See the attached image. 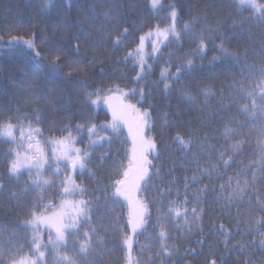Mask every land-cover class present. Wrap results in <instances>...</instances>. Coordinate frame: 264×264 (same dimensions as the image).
<instances>
[{
	"label": "trees",
	"instance_id": "obj_1",
	"mask_svg": "<svg viewBox=\"0 0 264 264\" xmlns=\"http://www.w3.org/2000/svg\"><path fill=\"white\" fill-rule=\"evenodd\" d=\"M161 2L165 10L156 13L150 11L148 0H52L50 7H46L43 0H0V123H5L8 117L34 118L38 109L41 116L40 124H36L34 119L32 121L21 119L19 122L13 119L12 123H19L22 127H28L31 123L33 128L41 129L44 139L59 138L61 135L59 129L68 124L74 128L75 125L86 124L88 121L97 125L111 121L101 103L99 106L92 107L85 104L83 88H87L88 91L101 89L102 95H107L109 88L119 85L125 92H129L127 102L135 104L140 97L131 99V89L143 87L145 92L151 95L145 97L146 103L137 106L148 108L149 104L151 105L149 111L152 113L153 130L147 135L154 137L159 145V159L153 162L160 169V176L153 177L152 186L140 198L144 199L146 196L149 201L163 200L165 203L169 201L180 203L185 196V177H188L189 212L195 204L194 197L197 195L201 196L204 208L200 222V227L204 230L203 236L198 234L195 225L191 227V232L187 228L177 232L175 227L169 225V231L173 236V240L169 243H176L179 252L163 264H208L214 258L219 264L221 256L224 257V264H244L243 257L237 251L225 252L223 237L215 234V228H219L221 223L226 228H230L233 233L237 230L236 208L232 207L230 211H224L222 202L217 203L216 197L220 191L219 185L225 183L229 176H234L235 173L246 169L254 160L257 163L252 166L259 169L258 130L262 122L261 117L258 116L253 121L248 114L241 113L239 109L243 104L251 103V101L248 100L246 92L235 95L234 89L229 85L235 82L237 89L240 84L246 88H254L253 80L256 83L260 82L259 72L264 66V24L257 20V13L238 8L234 0H161ZM257 2L264 4V0H257ZM170 4H175L179 10L178 27H182L183 21L189 20L192 15L206 13L207 22L214 28L219 23V32L205 34L208 39L203 58L189 56L188 58L194 61L193 71L184 75L180 83L169 81L173 90L165 94L164 85L160 82L161 70L168 66L169 53L172 52L176 53L171 60L172 73H175L177 64L184 63V57L198 47V43L190 37L185 36L180 46L173 44L168 48H162L163 58L148 61L151 65L150 74L139 84L135 81L138 69L133 68V62L117 63V61L123 60L128 49L135 48L139 35L158 24L164 27L169 23L166 17ZM111 17L120 18L121 29L123 27L129 29L127 43L117 50H113L111 43L96 49L90 44L83 43L82 33L99 36L100 30L107 31L110 27ZM199 27L197 26V31ZM218 35L226 37L223 46L229 52L237 53L238 58L226 56L219 51L222 41ZM14 36L23 40H34L35 48L40 51L41 57H36L34 51L28 49L22 42L10 43ZM76 37H81L82 43L78 53L73 51ZM56 48H63L64 51L58 53ZM146 51L151 52L150 45ZM58 54L67 63L60 64L59 68H53L52 62ZM77 57L88 62L87 75L83 72L69 73V65ZM214 57L216 62H213ZM100 68H104V75L99 73ZM246 77H252L253 80L245 79ZM32 80L38 82L36 89H31L25 84ZM205 85L212 88L216 94L208 98L210 106L202 110L201 106L205 102V97L196 96V92L198 88ZM182 87L189 88L195 97L194 103L181 97L179 89ZM37 91L46 94L45 98L41 99L39 95H35ZM221 92L224 94L223 107H221ZM256 95L257 104H259V89L256 90ZM165 112L169 114L170 120L174 118V122L168 127H162V116ZM226 127L237 131L236 140L245 141L239 149L240 154L233 157L234 162L222 179L213 177L209 180L207 176H204L201 182L192 183L190 178L198 168L196 160L193 159L194 154L199 160V167H207L209 164H215L219 153L224 152L230 143L235 142L225 140ZM50 129L54 130L50 131ZM194 129L199 132V135L193 138L194 140L201 141L205 135L209 137L205 147L201 148L197 144L190 150L181 149L175 142V137L180 135L187 139ZM73 135L83 139V142L77 145L78 147H87L89 143L87 127L82 133L74 132ZM101 135L112 136L111 133L103 132ZM24 143L26 145L27 141L25 140ZM130 147L129 138L121 127V133L118 136H112L111 146L105 143L103 148L88 149L93 154L92 163L88 165V168L95 175L90 176L88 172L83 175L79 172L73 174L76 183L86 188L89 193L83 198L90 201L95 208L90 221L78 225L80 235L69 237V247L71 249L74 243L76 251L70 250L68 255L76 259L77 264H89V262L90 264H124L119 234L106 230L109 229L107 223L109 210L115 208L121 215L123 223L126 224L128 207L122 200L120 205H113L112 190L109 188L106 193H102L100 189L111 182L112 162L121 160L124 163L127 162L125 156L129 153ZM14 148L16 145L0 140V183L5 186L0 189V247L11 248L13 251L22 247L23 251L19 253V257H30L28 244L31 243L32 233L29 229H25L23 224L30 218L32 205L40 193L28 188L31 181L26 168L21 169L22 174L18 177L9 174L8 160L11 157L7 153ZM17 150L24 151V149ZM106 150L110 151V159L101 165L99 157ZM63 178L61 176V179ZM170 183L172 184L171 195L166 194L161 197L158 189L166 190ZM56 185L55 188L43 194L48 197L44 200L45 204H59L61 191L59 181ZM205 185L207 189L201 195L199 190ZM13 193L18 199L12 198ZM250 194L254 197L251 208L245 204L241 209L240 228L244 235L236 236L231 241L232 244L240 239L245 241L253 239L252 236L247 235L248 229L244 219L249 211L253 217L258 215L255 198L264 200V184H257ZM244 199L247 201L248 197L245 196ZM159 206V204L149 205L151 224L156 223ZM181 224L183 225V221ZM90 228L97 229L100 236H94L96 243L93 245V251L88 254H78L79 244L83 242L81 237L85 232H89ZM158 231L159 229L150 227L144 236L135 238L133 257L139 261V264H146L149 258L155 259L157 264H162L160 258L155 256L159 248V243L155 239ZM252 231L254 232L255 229ZM89 235L93 236V233L89 232ZM41 237L47 244L48 231L42 229ZM25 240L27 243H15ZM198 240L203 243H197ZM209 246L215 255L210 252ZM141 248H151V251H141ZM189 249H196L198 254L195 257L185 256L184 253ZM80 255H84V258L81 259ZM249 255H252L254 259L260 258L258 252ZM56 256L57 253L49 247L45 252V264H56Z\"/></svg>",
	"mask_w": 264,
	"mask_h": 264
},
{
	"label": "snow or ice",
	"instance_id": "obj_2",
	"mask_svg": "<svg viewBox=\"0 0 264 264\" xmlns=\"http://www.w3.org/2000/svg\"><path fill=\"white\" fill-rule=\"evenodd\" d=\"M46 7H50L52 0H43ZM150 11L159 13L164 11V5L161 0H148ZM236 6L240 9H248L253 13H257V20L264 24V4L258 3L257 0H234ZM180 13L175 4H170L167 10L166 19L169 23L161 27L159 24L149 29L147 32L139 35L138 43L135 48H130L126 51L123 60L120 62H133V68L138 69L135 76V81L139 84L147 75L150 74L151 65L149 60H157L163 58L162 48H168L173 44L177 46L181 45V41L185 36L190 37L194 42L198 43V47L191 53L184 57V63L177 64L175 67V73L171 72V60L176 56L175 52L169 53V64L166 68L161 70V83H163V92L165 94L171 92L173 83H180L181 78L190 74L193 71L194 61L188 58L189 56H197L203 58V54L206 51V33L219 32V23L217 27H213L207 22V15H192L189 20L183 21L182 27H178ZM111 24L107 31L100 30L99 36H93L91 33H82L83 43L90 44L94 49L102 47L106 43H111L113 50H117L127 43L128 36L130 35L127 27L120 28V18L111 17ZM197 26L199 31H197ZM218 38L222 41L219 46V51L226 56H235L238 58L237 53H231L223 46V41L226 39L223 35H218ZM76 43L73 46V51L79 52L82 43L81 37L75 38ZM22 42L28 49L33 50L36 57H41L40 51L35 48L34 40H23L22 38L12 37L10 43ZM150 45L151 52L146 51V48ZM55 47V45H54ZM58 53L64 51L63 48H56ZM246 55V53H245ZM59 62V63H57ZM213 62H216V58H213ZM67 63L61 59V55H56L55 60L52 62L53 68H59L60 64ZM88 62L82 58L77 57L69 65V73L71 72H83L87 75L86 64ZM99 73L104 75V68L99 69ZM260 82L256 83L252 77H246L245 79L253 80L255 83L254 88H246L243 84H240L237 89L234 82L229 87L234 89V94L247 93L248 100L251 103H244L239 109L241 113L248 114L250 118L255 121L258 116L261 117V126L259 128V144L258 149L260 153L259 169L253 167L252 164L257 163L255 160L246 169L235 173L234 176H229L225 183L219 185V193L217 194V203L222 202L224 211H230L232 207L236 208V220L237 230L232 232L230 228H226L223 223L219 225V228H215V234L219 237H223L222 243L224 244L225 252L237 251L244 260V264H264V200L255 198V203L258 207V215L253 217L251 211L244 219V224L247 226V235L252 236L253 239L245 241L243 239L237 240L235 244L231 241L236 236H243L244 232L240 228V216L241 209L245 204L251 208L254 197L250 194L252 189H255L257 184H264V66L261 67ZM31 89H36L38 82L32 80L31 82H25ZM259 89V104H257L256 90ZM85 93V104L88 107L99 106L101 101L105 103L111 112V121L106 124L97 125L93 122H86V124H77L73 128L68 124L59 129L61 133L59 138L52 137L51 139H44L43 132L39 127L33 128L29 123L27 135H25L24 129L19 123L14 124L12 120L15 119L19 122L21 119L32 121L35 120L36 124L41 123V116L39 110H36L35 117H8L5 123H0V140L5 143L14 144L16 148L11 149L7 155L11 157L8 160V172L13 177H18L22 168H26L31 183L28 188L33 191H38L40 195L38 199L33 203L30 218L24 221L23 227L29 229L32 233L31 243L28 244L30 250V257H19V253L23 251V248H18L13 251L11 248L0 247V264H45V252L51 248L52 251L57 253L56 264H77L76 259L68 255L71 250L76 251V245L73 243L71 249L69 247V237L79 236L78 225L87 223L90 221L92 213L95 211L93 204L84 199L83 197L88 195L86 188L81 187L73 179V175L79 172L83 175L88 172L90 176L95 175L88 165L92 163V153L88 149H95L97 147L103 148L104 144L111 146L112 136H118L121 133V127L126 126L128 137L131 140V147L129 153L125 156L126 163L123 160L120 162L113 161L110 165L113 172L111 175V182L103 189H100L102 193H106L109 188L112 190L111 202L113 205H120L121 200L126 202L128 206V218L127 223H123L121 215L117 213L115 208L109 210L107 223L109 229L113 233H118L121 239V252L124 253V264H139V261L133 257V247L136 243L135 238L144 236L148 233L149 228L159 229L155 239L159 243V248L155 252V256L160 258L162 264L164 261L171 259L179 252V248L176 243H169L173 240V236L169 231V225L175 227L177 232H182L187 228L191 232V227L195 225L198 229V234L203 236L204 230L200 227L202 216L204 214L203 200L200 195L194 197L195 204L191 207L189 212V198L187 195L189 178L185 177V196L183 201L177 203V201H169L165 203L163 200L149 201L146 196L141 199V196L148 191L151 185L153 177L160 176V169L154 164V160L159 159V145L156 139L147 133L153 130L152 113L149 111L151 105L148 108L138 107L137 105H143L147 101L145 97L151 95L146 93L143 87L131 89V99H135L136 96L140 97L135 104L127 102L129 99V92H125L116 85L115 88H109L107 95H102L101 89L88 91L87 88L82 89ZM179 93L182 98L194 103L195 97L187 87L179 89ZM35 95H39L41 99H44L46 94L35 92ZM216 93L212 88L205 85L197 89L196 96L203 95L205 102L201 106L202 110L207 109L208 98L214 96ZM223 93L221 96V107ZM219 113H217L218 115ZM174 122L169 119L167 112L162 116V127H168L170 123ZM87 127V136L89 143L87 147L81 148L77 145L83 142L82 137L79 139L73 133H82L84 128ZM19 128L20 138L17 139L16 131ZM54 129H50L53 131ZM111 133L112 136L101 135V133ZM199 135L198 130H192L189 133L187 139L177 135L175 142H177L181 149L190 150L193 146L199 145L201 148L205 147L209 137L204 136L203 140H194V137ZM237 131L231 128H225L224 138L227 141H235L230 143L224 152H220L217 162L215 164H209L207 167L200 168L199 160L193 155V159L196 160L198 168L197 172L190 178L192 183L201 182L204 176H207L209 180L213 177L222 179L224 175H227V169L232 166L233 157L239 155V149L244 144V140H236ZM27 140L25 145L24 141ZM43 140V143H41ZM125 143L127 141H124ZM210 146V145H209ZM17 149H24L23 152ZM110 159V151H105L102 156L99 157L101 165L107 163ZM222 165V169H221ZM61 176L64 178L61 179ZM250 176V178H248ZM59 181L60 186V202L59 204L48 203L45 204L44 200L48 199L44 193L55 188L56 182ZM5 186L0 183V189ZM207 189V185L200 189L201 195L204 194ZM161 197L171 195L172 184L170 183L168 188L158 189ZM227 193V195H225ZM179 197V193L177 192ZM248 199L245 201L244 197ZM13 199H18L15 193L12 194ZM97 203L99 201L97 200ZM150 204H159L157 208L158 215L156 216V223L151 224L152 216L150 212ZM166 208V210H164ZM191 217V219H189ZM183 221V225L181 222ZM47 228L48 231V243L45 244L41 237V230ZM252 229H255L253 232ZM53 231L55 235L53 236ZM89 232L93 233V236L89 235ZM89 232H85L79 244L78 254H88L93 251V245L96 243L94 236H100V233L95 228H90ZM258 239V243H257ZM11 243V241H10ZM16 244L27 243V241H16ZM197 243L202 244L203 241L198 240ZM210 252L215 255V252L209 246ZM141 251H151V248ZM260 254L259 259H254L251 254ZM196 249L187 250L185 256L197 255ZM19 257V258H18ZM34 257V259L32 258ZM83 259L84 255H80ZM90 264V262H89ZM146 264H157L155 259L149 258ZM208 264H218L217 259H211ZM219 264H224V257H219Z\"/></svg>",
	"mask_w": 264,
	"mask_h": 264
},
{
	"label": "rangeland",
	"instance_id": "obj_3",
	"mask_svg": "<svg viewBox=\"0 0 264 264\" xmlns=\"http://www.w3.org/2000/svg\"><path fill=\"white\" fill-rule=\"evenodd\" d=\"M101 106H102V108L109 114V116H110V118H111V112H110V110L108 109V107H107V105L105 104V103H103V101L101 102ZM122 127H123V129L125 130V132H126V134H127V136H128V132H127V127L126 126H123L122 125ZM23 129H24V132H25V135H27V131H28V127H23ZM16 137L17 138H20V130H19V128L17 129V131H16ZM129 138V137H128ZM27 141V140H26ZM129 141H130V145H131V140H130V138H129ZM73 175V174H72ZM123 201V200H122ZM126 203V202H125ZM128 207V206H127ZM42 229H44V230H47V231H49L47 228H43L42 227ZM53 234L55 235V232L53 231Z\"/></svg>",
	"mask_w": 264,
	"mask_h": 264
}]
</instances>
